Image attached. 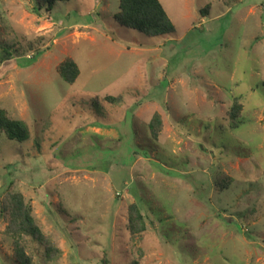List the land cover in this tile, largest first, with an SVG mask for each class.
I'll use <instances>...</instances> for the list:
<instances>
[{"label": "rangeland", "instance_id": "obj_1", "mask_svg": "<svg viewBox=\"0 0 264 264\" xmlns=\"http://www.w3.org/2000/svg\"><path fill=\"white\" fill-rule=\"evenodd\" d=\"M120 1L0 0V108L30 130L0 138V264H20L5 192L61 251L24 236L28 264H264V0H160L174 31L159 36L121 25Z\"/></svg>", "mask_w": 264, "mask_h": 264}, {"label": "trees", "instance_id": "obj_2", "mask_svg": "<svg viewBox=\"0 0 264 264\" xmlns=\"http://www.w3.org/2000/svg\"><path fill=\"white\" fill-rule=\"evenodd\" d=\"M39 1L48 6L50 10L58 0ZM202 12H207V9ZM116 18L124 27L144 32L149 36H159L174 31L171 19L160 0H121ZM11 55L10 50L4 49L0 60L5 61ZM57 69L61 77L70 84H73L80 74L79 66L70 57L59 63ZM106 99L119 101L121 98L107 96ZM242 108V104L235 100L229 111L230 127L232 129L239 128L242 123ZM149 129L152 138L158 140L163 130V119L160 113H154L149 122ZM2 136L22 143L30 139V130L25 121L12 117L6 109L0 108V138ZM230 182L231 178L223 175L218 181V185L225 188L229 187ZM2 206L5 210L10 211L11 219L7 231L13 237L14 257L20 264L30 263V259L25 252V246L22 243L24 236H29L42 247L45 260L51 261L59 258L60 249L43 232L33 215L31 203L25 199L21 192H5ZM126 229L131 239H137V241L142 238L147 230L146 217L136 202L131 203L127 208Z\"/></svg>", "mask_w": 264, "mask_h": 264}]
</instances>
